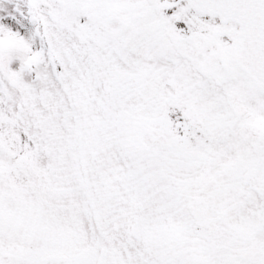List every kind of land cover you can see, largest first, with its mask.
Here are the masks:
<instances>
[{
  "label": "snow or ice",
  "instance_id": "obj_1",
  "mask_svg": "<svg viewBox=\"0 0 264 264\" xmlns=\"http://www.w3.org/2000/svg\"><path fill=\"white\" fill-rule=\"evenodd\" d=\"M0 264H264V0H0Z\"/></svg>",
  "mask_w": 264,
  "mask_h": 264
}]
</instances>
